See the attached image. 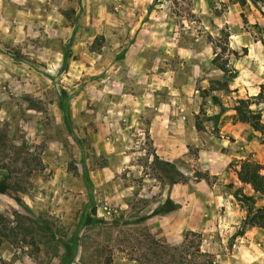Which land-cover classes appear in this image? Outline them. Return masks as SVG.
I'll return each mask as SVG.
<instances>
[{"label": "rangeland", "instance_id": "obj_1", "mask_svg": "<svg viewBox=\"0 0 264 264\" xmlns=\"http://www.w3.org/2000/svg\"><path fill=\"white\" fill-rule=\"evenodd\" d=\"M263 40L249 2L0 0V264H139L187 231L264 264L233 195L263 204L236 172L264 175V130L234 109L264 124Z\"/></svg>", "mask_w": 264, "mask_h": 264}, {"label": "trees", "instance_id": "obj_2", "mask_svg": "<svg viewBox=\"0 0 264 264\" xmlns=\"http://www.w3.org/2000/svg\"><path fill=\"white\" fill-rule=\"evenodd\" d=\"M234 3L245 5L247 2L255 7H264V0H232ZM264 46V40L262 41ZM244 103L243 101L241 102ZM239 121L249 123L255 130H264V124L261 122L259 114L247 108V105H236L234 107ZM168 166H173L166 163ZM263 167L254 162L244 163L237 170L236 175L241 183L249 184L251 188L259 193L263 198V204L255 207L253 198L236 189L233 193L234 197L245 203L247 206V213L243 223L248 226H257L264 231V175L261 174ZM9 178L7 175H2L0 179V193H4L9 189ZM19 230L12 223L0 213V246L4 242H11L19 240ZM166 247V248H165ZM162 246L163 252L161 256L155 259H146L140 261L139 264H216L214 258L202 250L200 235L192 231H187L183 235L181 244L173 247ZM105 264H111L107 260Z\"/></svg>", "mask_w": 264, "mask_h": 264}]
</instances>
